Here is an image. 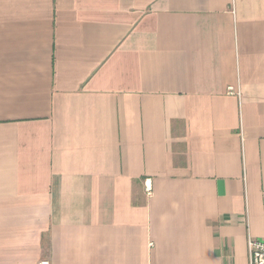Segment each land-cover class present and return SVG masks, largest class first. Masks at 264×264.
Masks as SVG:
<instances>
[{"label": "crops", "instance_id": "1", "mask_svg": "<svg viewBox=\"0 0 264 264\" xmlns=\"http://www.w3.org/2000/svg\"><path fill=\"white\" fill-rule=\"evenodd\" d=\"M249 236L264 0H0V264H249Z\"/></svg>", "mask_w": 264, "mask_h": 264}, {"label": "built area", "instance_id": "2", "mask_svg": "<svg viewBox=\"0 0 264 264\" xmlns=\"http://www.w3.org/2000/svg\"><path fill=\"white\" fill-rule=\"evenodd\" d=\"M147 188L150 190L149 185ZM249 264H264V239L249 236L248 242Z\"/></svg>", "mask_w": 264, "mask_h": 264}]
</instances>
